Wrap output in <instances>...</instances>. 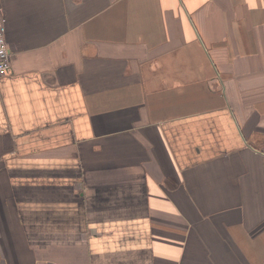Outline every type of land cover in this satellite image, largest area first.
Instances as JSON below:
<instances>
[{
  "label": "crops",
  "instance_id": "1",
  "mask_svg": "<svg viewBox=\"0 0 264 264\" xmlns=\"http://www.w3.org/2000/svg\"><path fill=\"white\" fill-rule=\"evenodd\" d=\"M0 264H264V0H0Z\"/></svg>",
  "mask_w": 264,
  "mask_h": 264
},
{
  "label": "built area",
  "instance_id": "2",
  "mask_svg": "<svg viewBox=\"0 0 264 264\" xmlns=\"http://www.w3.org/2000/svg\"><path fill=\"white\" fill-rule=\"evenodd\" d=\"M6 23V17L0 16V76L7 72L11 66V51L5 35Z\"/></svg>",
  "mask_w": 264,
  "mask_h": 264
}]
</instances>
